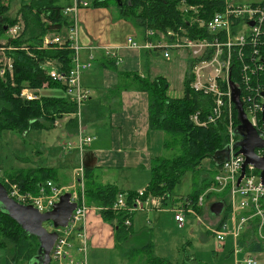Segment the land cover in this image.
<instances>
[{"label":"trees","instance_id":"obj_1","mask_svg":"<svg viewBox=\"0 0 264 264\" xmlns=\"http://www.w3.org/2000/svg\"><path fill=\"white\" fill-rule=\"evenodd\" d=\"M185 1L189 5L201 6L198 16L205 20L224 8L223 0ZM13 2L14 0H0V47H3V55L0 54V69L4 68L3 74L0 75V133L3 130H11L25 137L30 131L53 129L56 120H61L65 114L76 111L75 103L65 95L64 87L51 80L41 68L46 61H56L60 71L67 72L71 68L72 50L67 47V42L60 49L55 45H52L55 48H43L42 40L46 34L59 33L73 24L72 17L64 14V10L73 5V0H17L16 7L12 6ZM180 2L181 0H89L87 6L83 8L113 7L116 19L132 24L138 30L141 41L144 40L147 29L165 34L168 30L177 31L178 27L184 29L183 35L188 38L209 37L204 28H197L196 24L193 27L187 24L192 13L183 14L179 8ZM255 3L264 4L263 1ZM17 24L20 25L18 36L11 38L7 31ZM148 39L156 42L158 35ZM158 51L151 50L153 53ZM4 56L10 59L11 69L3 65ZM198 60V58L186 60L182 79L183 92L180 97L168 95L169 85L165 77L161 75L150 77L146 73L149 65L148 56L142 61L144 75L138 72L117 71L118 81L109 91L117 95L122 90L146 92L148 131H159L164 135L161 143L163 153L150 158L149 179L144 187L143 198L150 194L174 199L172 192L186 172L197 176L195 189L186 196L194 202L213 184L217 164L212 157L227 147V114L224 113L215 123L206 126H198L192 121L191 116L197 112L200 120H203L210 114L213 105L211 95L194 91L190 86L193 79L191 70ZM234 61L235 65L229 75L230 85L232 84L241 95L243 87L240 83L238 61L236 58ZM102 63L116 69L111 59ZM258 83L264 90V73L258 78ZM24 87L35 92L34 100H26L20 96ZM46 90L51 93H42ZM51 90L62 91L63 95H53ZM110 107L100 98L89 95L81 109V126L93 125L96 120L103 118L107 110L110 111L107 113L109 118L112 111ZM243 108L245 110V105ZM231 115L235 129L238 121L234 106ZM64 128L68 134H76L78 131L76 116L67 118ZM235 138L237 141L240 139L237 134ZM169 151L171 154H167ZM165 153L167 155H164ZM205 159L210 163L212 171L202 172L201 164ZM95 170L85 166L83 169L86 203L100 208L102 220L113 227L115 248L119 256L131 261L139 256L141 264H178L154 253L150 228L134 232L132 224L130 226L124 224L125 219L129 218L131 221L132 216L125 211L117 212L111 208L117 194L125 191L118 189L113 183L97 182ZM19 172L18 174V170L4 171L3 174L17 183L21 190L33 194L38 193L39 184H44L48 180L56 183L58 177V170L45 164H38L27 171ZM203 173L205 175L201 176ZM0 182L8 192L9 188L1 178ZM134 193L135 190L126 192L128 200ZM213 194L208 193L207 200L213 197ZM220 194L226 195V191ZM216 201L223 203L224 211L218 216L219 220L216 222L218 225L225 220L228 213L225 208L227 204L225 197ZM127 202L130 203V200ZM197 210L200 214L201 207ZM238 243L248 251H264V243L255 239L254 221L243 231ZM38 246L37 237L25 232L0 205V250L3 253L1 264H30L37 255ZM180 264L204 263L185 255Z\"/></svg>","mask_w":264,"mask_h":264},{"label":"built area","instance_id":"obj_2","mask_svg":"<svg viewBox=\"0 0 264 264\" xmlns=\"http://www.w3.org/2000/svg\"><path fill=\"white\" fill-rule=\"evenodd\" d=\"M224 8L221 12L214 13L209 19L205 20L198 16V10L201 6L189 5L185 0H181L179 8L183 14L191 12L187 24L189 26L197 25V28H204L209 37L188 38L183 35L184 29L177 28V31L168 30L165 34L155 32L152 29L145 31L144 40L137 41L133 36H128L125 42L119 46H101L91 48L90 50H102L104 54L114 61L115 65L122 63V57L119 49L131 51L154 50L160 51L161 57L166 61L172 60V54L187 59H199L192 67L191 73L193 79L190 83L194 91L211 95L213 105L210 114L203 120L199 118V112L191 116L192 121L198 126H206L215 123L224 113L226 116V128L228 134L227 147L230 151L229 158L215 169L213 184L203 193L197 201L185 197H175L174 199L163 196L146 195L145 188L138 189L133 195L128 197L126 192L117 194L116 201L112 205V210L120 212L125 211L132 216L134 212L161 211L167 207L178 228L186 222L188 216L197 217L198 207L203 206L207 199V194L212 192L222 193L229 191L226 202L228 201V215L225 220L218 224L217 228H208L213 234L215 241V252L224 251L225 245L230 244L231 253L234 256L235 264H259L255 253L247 251L238 243L243 231L254 221L255 239L264 243V184L260 182L259 171L248 164L241 175V167L244 162L242 154H235L237 150L234 144L235 138L234 126L232 121V100L230 89V71L235 65L234 59L238 61L240 71V83L243 87V93L239 99L242 105H245V115L248 123L254 128L258 137L264 142V126L261 120V110L264 108V90L258 83V78L264 73V4L262 3H236L235 0H223ZM264 2V1H263ZM255 4V5H253ZM86 1L73 0V5L64 10V14L72 16L73 24L67 28L65 34H47L43 37V48H55L52 45L62 48L68 43V48L72 50L71 68L67 71H60L59 64L56 61H46L41 68L47 76L61 84L64 87L65 95L75 103L77 115L80 119L81 108L85 100L90 95V91L81 84V74L83 71L91 68L94 55L90 52L87 59H82L81 51L84 49L79 44L78 38V20L76 15L80 8L86 7ZM252 23V25H250ZM20 25L17 24L7 31L11 38L18 36ZM158 35L156 42L148 38ZM183 52H186L185 55ZM3 53V47H0V54ZM183 53V54H182ZM3 65L11 69V61L5 56ZM4 68L0 69V75ZM20 96L26 100H34L35 92L28 88H22ZM244 109V108H243ZM80 126V121L78 120ZM75 141H68L64 144L65 150L75 149L79 154L91 141L95 139L92 135H86L77 132ZM259 157L264 156V146L255 149ZM81 160V159H80ZM82 163L74 169L77 176L74 183L69 186H59L53 181H46L39 184L37 194L29 191H23L17 183L3 178V183L9 188L8 196L17 203L31 205L39 212H46L52 209L53 205L59 201V197L70 192V201L75 202L76 206L72 211L68 223L65 227H53L51 231L57 233V237L49 253L50 263L53 264H88L87 263V237L84 227L85 217L91 208L86 203L83 192ZM1 178V177H0ZM81 190L78 191L77 188ZM168 202L166 205L165 202ZM99 211L100 208L94 207ZM126 226L132 223L129 218L124 221ZM77 240V243H75ZM80 253L79 259H74L72 249Z\"/></svg>","mask_w":264,"mask_h":264},{"label":"crops","instance_id":"obj_3","mask_svg":"<svg viewBox=\"0 0 264 264\" xmlns=\"http://www.w3.org/2000/svg\"><path fill=\"white\" fill-rule=\"evenodd\" d=\"M249 1L251 2L248 3L256 2L252 0ZM90 13L92 16L89 15ZM78 14L81 15V22L88 28L87 32H82V34L79 35L80 44L84 47L81 51L82 59H87L91 51H93L92 54L94 55L91 68L83 71L81 74V84L84 88H87L90 91L91 96L98 99L100 98L103 100L104 104L110 105L112 110L109 114V118L107 117V113L110 111L107 110L103 118L96 120L90 127L81 126V123L80 126L78 125L77 132L80 131L81 133L95 137V139L84 148V162H82V164H84L85 167L96 169L95 173L98 182L102 183L106 181L104 183H113L116 186V183L118 182L114 181L115 176L112 175L113 173H118L120 171L127 172L128 174H137L138 172H142L143 181L140 183L130 185L128 183L130 180L127 179L123 180V184H120V187L117 186L118 189L125 192L129 190L136 191L147 185L149 179L150 158L155 155H160L161 143L164 137L159 131H148L146 92L122 90L120 94L117 95L115 93H110L109 91L118 81L117 71L138 72L141 75H144V72L142 71V61L144 58L146 59L147 56L149 65L146 73L150 77L161 75L160 72H158L161 71L159 67L153 66L155 63L154 59H156L155 54L159 51L153 53L151 51L146 52L145 50L131 51L119 49L122 63L116 65V69L107 67L102 63L105 60H109L104 52L102 50L90 49L101 46L114 47L122 45L128 36H133L137 41H141L138 30L125 20H117L115 14L111 16L106 8H83L78 10ZM176 57L182 58V56L175 53V58ZM51 91L53 95H63L62 91ZM64 124L65 120H61V123L53 128L57 129L58 132L52 148L46 152V161L42 162V164L56 168L58 170L56 184L67 186L72 184L73 181V170L76 167V157L78 161L81 160L80 158L78 159L79 155L75 149H63V152L60 150L59 143L62 140L64 141L69 138L66 142H74L76 139L75 135L77 134H68L65 131ZM44 139L48 142L46 138ZM43 147H45V145H43ZM40 158L43 159V156ZM102 176H104L105 180L100 178ZM210 199H212V197ZM141 216L142 218L139 219ZM217 218L216 222L219 220L218 216ZM167 219H171L172 222L175 223L173 216L169 211H137L133 213L131 218L132 230L138 232L142 229L150 228L153 241L154 229L159 223H162ZM85 230L87 233L86 237L88 244L91 249L100 250L106 248L105 250L110 251L111 253L115 251L113 228L110 224L102 220L97 209L93 206H91L87 212ZM186 242L184 244H187ZM153 244L155 253L154 241ZM182 249H184V246ZM245 250L247 249L245 248ZM0 252L2 253L1 250ZM116 252L115 256L121 257L119 256L118 251ZM252 252L255 253L259 260V264H264V251ZM223 253H226L227 256L232 255L230 244L225 245ZM157 256L163 257L160 255ZM183 257L181 258V261ZM2 258L3 253L0 256V264ZM125 260L129 262V264H136L135 260ZM200 262L202 263V261ZM137 264H141L139 259L137 260Z\"/></svg>","mask_w":264,"mask_h":264},{"label":"rangeland","instance_id":"obj_4","mask_svg":"<svg viewBox=\"0 0 264 264\" xmlns=\"http://www.w3.org/2000/svg\"><path fill=\"white\" fill-rule=\"evenodd\" d=\"M86 1L87 3H89V0H86ZM252 1L261 2L264 0H252ZM235 2L236 3H248L251 1L235 0ZM16 5H17V0H14V2L12 3V6L16 7ZM106 10L111 16L114 14L116 16V12L113 7H110ZM89 15L92 16L91 13ZM80 17L81 15L77 13L76 21L78 20V27H77L78 35L82 34V32H87V29H88L87 27H85V24L81 22ZM66 31H67V28L63 29L59 33H53V35L65 34ZM78 41L80 44L79 38H78ZM183 53L187 55L186 52H183ZM185 60L186 59L183 57V55H182V58H178V57L175 58V52H173L172 60L170 62L164 61L160 53H158L156 55V59H154L155 63L153 64V66H158L159 69L161 70L158 72H160L162 76H165L167 78L168 85H169L168 95L170 97L176 98L182 95V92H183L182 76L185 70V64H186ZM48 91L49 90H46L45 92H42V93L44 94L51 93ZM72 116H76L77 121L78 120L80 121L77 115V112H74L71 114H65L61 120L66 121L67 118L72 117ZM61 120H56L54 122V126L57 127L61 123ZM57 132H58L57 129L30 131L25 137H22L19 134L11 130L1 131L0 133V177L1 179L8 178L7 176L3 174L4 171L11 172V171L18 170V174H19L20 173L19 171H27V169H31L35 167L36 165L42 164V162L46 161V152L47 150L52 148ZM160 133L162 134V136H164L162 132ZM44 138H46L48 142L45 141ZM68 139L64 141L62 140L59 143V147L62 152L64 149L63 146ZM43 145H45V147H43ZM41 146H42L43 152L41 151ZM83 151L81 152V154H79L76 151L79 155L78 159L79 158L81 159V161H78L76 157V161H75L76 167H78L79 164L84 162ZM162 153H163V150L161 147L159 154L161 155ZM167 154H171V151H169ZM167 154L165 153L164 155H167ZM39 156L40 157L43 156V159H41ZM82 165L84 169V164ZM201 167H202L201 168L202 172L205 170L212 171L210 163L208 162L207 159L202 161ZM204 173L201 174V176H204L205 175ZM73 174H74V177H73L72 183H74L75 181L74 179L77 178V176L74 173V170H73ZM112 175L115 176L114 181L118 182L116 183L118 187L121 186L120 184H123V180H127V179L130 180L128 182L130 185H135L143 181L142 172H138L137 174H131V173L128 174L127 172L125 173V172L119 171L118 173H113ZM100 178L102 180H105L104 176ZM196 179H197V176H194L191 172H186L182 176L180 183L176 185V187L174 188L172 195L175 197L177 196L185 197L188 194L192 193L193 190L195 189ZM9 181L11 180L9 179ZM96 181L98 182V179H96ZM81 184L83 185V192L85 194L83 170H82ZM59 186H63V185H59ZM77 190L80 191L81 188L78 187ZM227 194H229V191L227 189H226V195L220 194L218 192H214L213 194L214 196L212 197V199L210 200L206 199L203 202L201 213L197 217L188 216L186 222L182 225V228L180 229L176 227L175 223H173L171 219H167L164 222L159 223L157 227L154 229L155 231L153 232V235H154L153 241L155 242V253L157 255L163 256L167 258L168 260L174 263H178V264H180L181 258L184 255H187L191 259L202 261V263L204 264H235V261H234L235 259L233 255L227 256L226 253L224 254L223 252H220V253L215 252V241L213 239V234L211 230H208V228L210 229V228L218 227L216 223L218 219L217 216H213L210 212L211 204L215 202L217 199L223 198V196L225 197V200H226ZM93 207H96V206H93ZM225 208L228 213L229 211L228 201H227V204L225 205ZM166 210H167V207H163V209H161V211H166ZM222 212L224 211L222 210ZM142 216L139 217V219H141ZM86 218H87V214L85 217V221H86ZM44 226L47 228V230L51 231L50 230L51 225L49 222L44 223ZM84 227H85V222H84ZM74 240L77 242L76 239ZM186 241L187 242L189 241V244H184ZM183 246H184V249H182ZM105 249L106 248L100 249V250L91 249L90 245L88 244V240H87V263L88 264H129V262H127L122 257L115 256L117 253L116 252L117 249H115V251L112 252L113 254L110 251H107ZM72 253L74 255L75 260L80 258V253L75 248L72 249ZM1 255L2 253L0 252V256ZM135 258L136 259L134 260L136 261L135 263L137 264V260L138 259L141 260V259L139 258V256H136Z\"/></svg>","mask_w":264,"mask_h":264},{"label":"water","instance_id":"obj_5","mask_svg":"<svg viewBox=\"0 0 264 264\" xmlns=\"http://www.w3.org/2000/svg\"><path fill=\"white\" fill-rule=\"evenodd\" d=\"M252 25V23H250ZM231 100L236 110V118L238 121L234 129L240 139L234 144L237 150L235 154H242L244 162L241 167V179L246 165L251 164L259 171L260 182L264 184V156L259 157L255 153L256 148L264 146V142L260 140L256 131L248 123L242 103L239 99V92L231 84ZM264 96V92L262 93ZM261 120L264 126V108L261 110ZM230 151L226 147L223 151L215 154L212 158L217 166L221 165L229 158ZM0 205L5 212L13 219L25 232L37 237L39 246L37 255L31 260L30 264H50L49 253L57 237L55 231H49L44 223L49 222L53 227H65L68 223L70 215L74 210L76 203L70 201V193L65 192L59 197L52 209L46 212H39L31 205H23L17 203L8 196L7 190L0 182ZM223 209V203L215 201L210 206V212L214 216H219Z\"/></svg>","mask_w":264,"mask_h":264},{"label":"bare ground","instance_id":"obj_6","mask_svg":"<svg viewBox=\"0 0 264 264\" xmlns=\"http://www.w3.org/2000/svg\"><path fill=\"white\" fill-rule=\"evenodd\" d=\"M64 54V53H63ZM66 64V63H65ZM90 127V126H89ZM165 140V139H164ZM69 181V180H68Z\"/></svg>","mask_w":264,"mask_h":264}]
</instances>
